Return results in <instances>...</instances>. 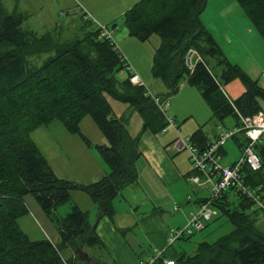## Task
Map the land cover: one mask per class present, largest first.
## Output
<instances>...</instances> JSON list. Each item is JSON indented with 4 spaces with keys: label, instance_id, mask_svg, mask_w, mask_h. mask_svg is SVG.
Here are the masks:
<instances>
[{
    "label": "trees",
    "instance_id": "16d2710c",
    "mask_svg": "<svg viewBox=\"0 0 264 264\" xmlns=\"http://www.w3.org/2000/svg\"><path fill=\"white\" fill-rule=\"evenodd\" d=\"M234 1L264 41V0ZM205 3L137 0L123 12L122 24L129 36L141 41L151 34L160 38L150 72L166 89V97L161 98L176 93L185 81L197 88L213 118L222 121L229 116L234 120L232 127H238L240 117L262 111L259 102L264 99V89L222 56L199 19ZM25 17L15 9L8 11L0 0V264H110L88 251L104 247L95 225L88 221V212L72 201L70 191L88 196L95 208L94 223L101 217L111 220L114 197L137 181L135 162L141 155V134H157L166 127V121L144 85L130 84L127 75L116 78V73L124 71L122 62L112 43L99 37L97 26L91 31L81 29V36L73 39H60L50 31L37 34L23 28ZM189 49L200 59L192 69L184 64ZM42 55L46 56L35 64L33 60ZM212 59L218 73L212 71ZM234 78L241 81L244 91L229 100L219 80L229 82ZM107 97L138 114V132L128 130V114H115ZM86 116L104 138L103 144H92L80 131V122ZM52 120H58L66 132L77 135L86 148L94 151L104 169L98 180L78 183L55 176L30 137L32 130ZM188 140L199 148L208 143L200 127ZM237 142L241 149L245 143L242 133ZM254 152L259 168L251 170L244 165L241 176L264 203V140L254 145ZM191 174L192 168L184 174L185 180ZM27 194L56 223L57 244L47 238L31 240L19 229L17 220L28 211L23 200ZM203 200L199 198L196 204ZM65 203H69V210L60 216L56 208ZM213 205L231 224L228 233L212 242H197L192 255L183 251L166 253L164 249L149 264H163L162 259L173 260L174 264H264V231L255 225L259 213L249 210L250 202L229 188ZM63 248L72 253L70 258L61 255ZM79 253L86 257L80 258Z\"/></svg>",
    "mask_w": 264,
    "mask_h": 264
},
{
    "label": "rangeland",
    "instance_id": "374dc122",
    "mask_svg": "<svg viewBox=\"0 0 264 264\" xmlns=\"http://www.w3.org/2000/svg\"><path fill=\"white\" fill-rule=\"evenodd\" d=\"M2 3L8 11L15 9L25 14L26 17L21 26L25 29L29 28L37 34L50 31L60 39H73L81 36V29L83 31L94 29L93 25L84 24L78 13L72 15L73 4L71 0H2ZM231 5L238 7L237 14L233 12H228L226 15L218 14L217 10L220 7L225 6L229 11ZM66 11L69 12L68 15H65ZM202 12L204 13L203 19L201 17L199 19L201 18L202 25L214 39L222 56L228 62L237 65L249 79L255 80L264 89V41L236 2L234 0H206ZM121 16L115 19L113 24L101 25H105L110 31L111 41L117 45L129 64L133 66L147 91L153 96L166 97L165 87L160 80L152 77L150 72L153 51L159 45L160 38L156 34H151L147 39L141 41L129 36L122 24ZM45 56L42 55L40 59L33 61L35 64H39ZM195 58L193 56L191 61ZM214 62L215 60L212 59L209 64L213 66ZM212 71L218 73L219 68L215 66ZM124 77H126L125 71L116 73L117 79L121 80ZM219 83L221 90L229 100L235 99L244 91V87L238 78L229 82L219 80ZM107 98L115 114L118 116L128 114V130L132 134L138 132L141 125L138 114L130 111L126 104ZM167 99L168 107L165 113L172 119V123L178 129L181 138H188L198 127L204 135L209 137L215 135V131L218 134L219 128H228L234 125V120L229 116L222 121L213 118L208 105L200 96L197 88L185 81H181L176 93L167 96ZM259 103L264 113V99L260 100ZM81 132L93 143L94 133L100 135L88 116L84 117L81 122ZM44 134H49L48 136L54 139L56 143H62L61 137L67 144L65 135L69 137V133L58 120H52L47 126L32 130L31 139L48 160L53 162L55 153L65 157H68L69 151L74 153L75 146L72 143L69 146V151L65 150L63 144H61L63 148L50 151L49 149L52 147L42 141ZM239 134L227 139L224 144L223 149L226 154L223 153L220 160L223 165L238 158L240 148L238 147L237 136ZM153 136L157 137L156 141H158L160 149L165 152L168 161L174 163V168L179 170L180 176L174 172V174H167L166 177L160 179L154 175V172L146 166L143 160L136 163L137 181L122 188L113 199L115 212L112 219L108 220V224L115 230V233L111 238L109 235L105 237L107 243L103 245L102 250L88 249L91 254L98 255L101 260L107 263L130 264L127 262L128 254L120 246V243L125 244L129 253L135 258L136 264H141L140 260H149L155 248L142 229L144 224L155 222V225L159 226L162 221L167 224V229H170L176 226L174 218L182 217V221L178 223V226L182 227L187 221L188 213L194 211L198 205L194 204L196 195L197 197L204 195V198L209 195L207 185L197 186L185 180L184 173L191 169V165L187 159L186 151H176L172 146V141L177 136L175 131L166 124L163 131ZM72 137L73 140L81 143L78 136ZM75 160H77V155ZM79 168L81 166L77 162H73L74 171L77 172ZM198 187L200 191L194 194L191 189ZM76 193L79 197L88 198L82 192L77 191ZM79 197L75 196L73 200L81 204L82 200ZM188 198H191L192 202L188 201ZM23 200L28 211L18 218L19 229L31 240L49 238L57 244L59 237L56 223L42 212L32 195H25ZM91 205L92 208L88 211V221L95 225V208L93 204ZM83 206L81 208H85ZM174 206H177L176 211L173 210ZM68 210L69 203L56 208V212L60 216H63ZM126 212L129 214L127 215ZM123 223L128 224V226L124 227ZM203 225L201 230L195 231L191 235L184 234L170 246H167L166 241V253L183 251L192 255L197 242L201 240L212 242L219 236L228 233L232 228L225 215L218 210L217 214L213 215L209 221L203 222ZM255 225L259 230L264 231V219L260 214L256 215ZM134 241L139 247L135 246ZM60 253L64 258H70L72 254L66 248L61 249ZM79 255L82 258V254L79 253Z\"/></svg>",
    "mask_w": 264,
    "mask_h": 264
},
{
    "label": "built area",
    "instance_id": "2783aa9c",
    "mask_svg": "<svg viewBox=\"0 0 264 264\" xmlns=\"http://www.w3.org/2000/svg\"><path fill=\"white\" fill-rule=\"evenodd\" d=\"M83 18L85 17L83 16ZM96 26L99 29V37L106 38L112 43V50L122 62L130 84L143 85L141 79L128 63L125 56L120 52L117 45L111 41L110 31L107 27L100 24ZM185 55L184 64L188 69H192L196 60H200L194 50L189 49ZM193 56L196 58L191 61ZM146 92L165 119L166 124L177 134L172 141L174 149L176 151L185 150L187 153V159L194 174L188 175L186 180L193 185H207L209 187V195L202 202L198 203L194 211L188 213L186 223L182 227L170 228L168 230L166 237L167 246H170L184 234L191 235L193 232L201 230L204 226L203 222L209 221L213 215L217 214L213 202L220 198L221 194L229 188L241 193L250 202L249 210H256L264 219V203L256 190L243 183L241 176V169L244 165H247L251 170H257L260 166L258 157L254 152V145L259 140H264V113L257 111L253 115L240 117V125L238 127L219 128L216 137L204 147L199 148L190 143L188 138H181L179 136L178 129L172 123V119L165 113L168 107L167 98L153 96L147 89ZM238 133H242L245 138V143L240 149V154L231 165H223L220 163L222 156L220 149L227 139ZM173 209L176 210L177 206H174ZM153 253L154 256L149 260L141 262V264L151 263L159 255L160 251L154 250ZM162 263L174 264L173 260L170 259H162Z\"/></svg>",
    "mask_w": 264,
    "mask_h": 264
},
{
    "label": "crops",
    "instance_id": "0c3cea01",
    "mask_svg": "<svg viewBox=\"0 0 264 264\" xmlns=\"http://www.w3.org/2000/svg\"><path fill=\"white\" fill-rule=\"evenodd\" d=\"M135 1H137V0H71V2L73 4L72 15H75V13H78L79 18H81L82 21H90L91 25H93L94 27L97 24H100V25L101 24H110V23H114L115 19L119 18L120 15H122L123 12L127 8H129ZM230 8H231V10L228 11V9L225 6H223V7H220L217 10V12H218V14L226 15L228 12H230V13L233 12L234 14H237V12L239 11L238 7L235 5H231ZM68 11H70V10H68ZM68 13L69 12L66 11L65 15H68ZM83 16L85 18H83ZM203 16H204V13L203 12L200 13L199 17H201L203 19ZM203 22L205 23L204 20H203ZM27 29H29V28H27ZM131 67L133 68L132 65H131ZM134 71H135V69H134ZM136 74H137V72H136ZM83 119L81 120V122L83 121ZM81 122H80V131H81ZM39 127H41V126H39ZM39 127H37V128H39ZM37 128H35V129H37ZM228 128H230V127H228ZM48 135L49 134H44L42 136V141L44 143H47L48 146L52 147L49 149L50 151H54L55 149H59L60 147H62L61 144L64 145L63 147H65L66 151L70 150L69 146L71 143L74 144V146H75L74 153L71 151H69L67 153L68 157L61 156L58 153L54 152L56 154V156H54L55 159L53 160V162L48 160V158L44 154L41 153L44 156V158L46 159L48 165L50 166L52 172L55 174L56 177L66 179V180H71V181L78 182V183H91V182L98 180L103 175L104 169H103L102 165L100 164L96 154L91 149L86 148L82 142L78 143L77 141L72 139L73 138L72 136H77V135L69 134V137L65 135V139H66L67 144L65 143V140L61 137H60V139H61L62 143H56L55 140L50 138ZM216 135H217L216 131H215V135L213 134L209 137H207L205 135L207 142L213 140L216 137ZM156 138L157 137H154L148 131H144L141 134L139 142H138V147H139V150L141 152V155L136 160L135 167H136V163L138 161L143 160L144 163L146 164V166L154 172V175L160 179H163L164 177H166L167 174H174V172H176L177 176H180V173L178 172L179 170H176L177 168H174V163L173 162H172L173 164L170 163V161H168V159H167L165 152L164 151L162 152V149H160V146L157 143L158 141H156L157 140ZM93 141H94V143L92 141H90V142L92 144H103L105 142V140L101 136V134L98 135L97 133H94V140ZM223 146L221 149V155L223 153H224V155L226 154V151H224ZM37 148H38V146H37ZM76 155H77V160L74 161ZM234 161L232 160L231 162H228L225 164L231 165ZM73 162H77L81 166V168H79L77 170V172L74 171V169H73ZM136 172H137V169H136ZM187 172H185L184 174H186ZM199 189L200 188L198 187V188L191 189V191H193V193L196 194L197 192L200 191ZM76 192L77 191H70V197L72 200H73V197H75V196L79 197V195H77ZM79 198H81V200H82L81 204H79L76 200H73V202H75L82 211L88 212L89 209L92 208V205H91L92 203H90L91 202L90 199L89 198L85 199V197H79ZM199 198H204V195L198 196V197L196 195V198L194 201L195 205H196V201ZM158 200L161 203L160 198ZM189 200L192 202L191 198ZM84 204H85V206H83ZM82 206L85 208H81ZM174 211H176V210H174ZM126 213H127V215L129 214L128 212H126ZM108 220L109 219L106 217H101L96 222V224L94 226V230H95L96 234L98 235V237L100 238V240L102 241L103 245H105L107 243L105 237L109 235L111 238L112 235L115 233V230L111 226H109ZM174 220L176 223L175 227H179L178 223H180L182 221V217L179 219L174 218ZM123 224H124L123 225L124 227L128 226V224H126V223H123ZM142 229H143V231H145V235L148 237V239H150L151 243L153 244L152 246L155 248V250L160 251V250L167 249L165 246L167 232L169 229V228L167 229V224H164L161 221L160 225L156 226L155 222H147L146 224H144ZM120 246L128 254V260L129 261L127 260V262H130V264H136L137 262H136L135 258L132 256V254L129 253L125 244L120 243ZM135 246L139 247V245L136 244V242H135ZM137 261H138V259H137Z\"/></svg>",
    "mask_w": 264,
    "mask_h": 264
},
{
    "label": "water",
    "instance_id": "95a60500",
    "mask_svg": "<svg viewBox=\"0 0 264 264\" xmlns=\"http://www.w3.org/2000/svg\"><path fill=\"white\" fill-rule=\"evenodd\" d=\"M86 257V254L85 253H82V258H85Z\"/></svg>",
    "mask_w": 264,
    "mask_h": 264
}]
</instances>
